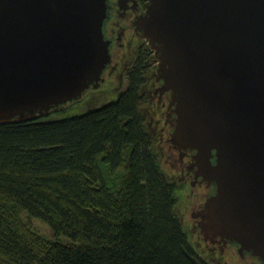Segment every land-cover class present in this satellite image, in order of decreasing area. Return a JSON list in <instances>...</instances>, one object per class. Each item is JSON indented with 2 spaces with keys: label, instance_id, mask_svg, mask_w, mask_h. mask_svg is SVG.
<instances>
[{
  "label": "water",
  "instance_id": "1",
  "mask_svg": "<svg viewBox=\"0 0 264 264\" xmlns=\"http://www.w3.org/2000/svg\"><path fill=\"white\" fill-rule=\"evenodd\" d=\"M145 2L136 26L157 62L154 91L169 95L166 143L180 163L191 152L187 172L213 187L190 219L202 242L264 264V0ZM109 10V0H0V124L100 87Z\"/></svg>",
  "mask_w": 264,
  "mask_h": 264
},
{
  "label": "trees",
  "instance_id": "2",
  "mask_svg": "<svg viewBox=\"0 0 264 264\" xmlns=\"http://www.w3.org/2000/svg\"><path fill=\"white\" fill-rule=\"evenodd\" d=\"M144 56L109 103L0 124V264H207L187 242L152 146ZM31 219L66 242L38 237Z\"/></svg>",
  "mask_w": 264,
  "mask_h": 264
},
{
  "label": "rangeland",
  "instance_id": "3",
  "mask_svg": "<svg viewBox=\"0 0 264 264\" xmlns=\"http://www.w3.org/2000/svg\"><path fill=\"white\" fill-rule=\"evenodd\" d=\"M143 40L139 41V45L137 46L139 49V52L134 53L135 49H133L132 53V59L130 60L128 66L124 69V72L122 73V76L115 81L112 86L108 89L101 87L103 84V77L102 81L100 82V89H92L87 90L84 93V97L81 100H78L72 104L66 105L62 110L52 113L51 115L47 116L49 120H57V119H65L66 117L70 116H77L80 114H83L87 112L89 109L97 108L98 106H101L103 104L109 103L110 101H113L117 99L119 91L123 90L126 85V78L129 73V69L134 65L135 61L137 60L138 56L144 54L145 56V63L146 67L144 68L145 71V83L142 86V93H143V101H142V112L146 116L147 120V128L150 132V134L153 136V144L154 150H156L157 157L160 160L161 168L165 171L168 170L167 173L163 171V175L166 179H169L172 183H174L175 188L177 189L176 192V200L177 203L174 207L175 215L178 219V221L181 223L183 231L186 233L187 242L190 244L191 248L194 250L195 254L199 257V260L205 261L207 264H247L243 263L237 256L234 257V255L229 256L227 253L224 255L222 253L218 252H212L210 248L206 246V242H202L200 239H198L197 232L193 231L192 224L189 221L188 218V212L186 209V197L188 195L185 191V185L180 182L178 179L172 178L169 175V169L171 170V165L173 164L172 161L168 160L166 157V151L169 150L166 139L167 134V126L164 127V130L162 129V126H164V117H163V111L157 110V104L159 102L157 99H153V84H154V78L152 77V74L156 71L155 67L157 65V62L154 61L153 58V51L148 48L147 41L144 38H141ZM147 47V48H146ZM150 52V53H149ZM148 55H152V58L150 60L148 59ZM147 56V57H146ZM107 75V72L105 73V76ZM99 88V87H98ZM97 90V91H95ZM169 132V131H168ZM166 165V166H165ZM170 166V167H169ZM186 195V197H185ZM32 220V219H31ZM33 225V229L37 232L38 237H42L47 240L56 241L58 243H65V238H55L52 236L50 230L46 227V225L41 221L32 220L31 221ZM200 236V235H199Z\"/></svg>",
  "mask_w": 264,
  "mask_h": 264
},
{
  "label": "flooded vegetation",
  "instance_id": "4",
  "mask_svg": "<svg viewBox=\"0 0 264 264\" xmlns=\"http://www.w3.org/2000/svg\"><path fill=\"white\" fill-rule=\"evenodd\" d=\"M109 6L110 10L104 26V35L105 39L110 42L109 50L111 51L112 62L105 71V73L107 72V75L105 76L104 74L102 76L104 81L101 85V87L106 89L110 88L112 84L122 76V73L128 66L133 54L139 52L137 46L139 45V41L143 40L141 39L143 37H141L139 34L140 32L137 31L136 22L145 13L146 2L145 0H109ZM133 49H135L134 53H132ZM152 77L154 78L153 74ZM153 80L154 91L159 84L156 82L155 78ZM101 87L97 88V90ZM155 98L159 102V104H157V110L161 109L163 111L164 126H162L161 130H164V127L167 126V134L165 135L169 136L174 124L170 110H167L169 95L164 93L162 96H159L154 91L152 100ZM168 149L169 150L166 151V157L173 163L171 165V170H169V175L182 182L185 185V191L188 190L189 193L187 197L185 195L187 204L186 209L189 211L188 218L192 224L193 231L197 232L198 239L202 241L197 229V222L190 219V215L202 205L210 192L212 194L213 187H208L205 183L201 182V179H195L190 172H187L185 166L189 162L191 152L186 153V157L180 163L177 152L169 146ZM206 246L214 253L218 252L224 255L227 253L229 256L234 255L236 258L238 256L237 247L231 243H226V245H212L207 243ZM238 258L243 263L254 264L249 258V254L245 255L244 258H240L239 256Z\"/></svg>",
  "mask_w": 264,
  "mask_h": 264
}]
</instances>
